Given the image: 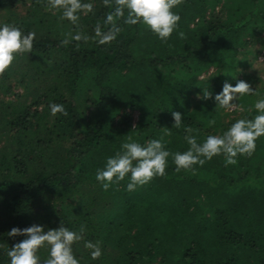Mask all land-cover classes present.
Masks as SVG:
<instances>
[{
  "label": "trees",
  "instance_id": "trees-1",
  "mask_svg": "<svg viewBox=\"0 0 264 264\" xmlns=\"http://www.w3.org/2000/svg\"><path fill=\"white\" fill-rule=\"evenodd\" d=\"M84 2L92 11L73 25L48 0H0V23L34 33L32 50L0 72V264L23 238L7 231L33 223L77 232L83 225L73 243L80 264H264V136L235 164L218 155L176 171L170 155L164 176L131 191L127 177L108 189L95 179L129 136L159 138L174 153L189 147L185 126L198 143L221 134L234 120L211 97L200 98L202 88L214 96L225 81L244 80L254 91L237 103L255 114L254 101L264 98V0H180L166 42L115 18L120 31L105 45L95 43L94 27L111 28L104 23L111 6ZM77 31L89 38L61 43ZM88 69L96 93L87 94L81 115L76 95ZM50 103L64 111L51 115ZM131 111L138 112L133 126ZM172 111L182 114L180 128L172 127ZM73 196L87 199L75 216L64 207ZM86 240L99 244L96 260ZM37 254L44 259L47 249Z\"/></svg>",
  "mask_w": 264,
  "mask_h": 264
},
{
  "label": "clouds",
  "instance_id": "clouds-1",
  "mask_svg": "<svg viewBox=\"0 0 264 264\" xmlns=\"http://www.w3.org/2000/svg\"><path fill=\"white\" fill-rule=\"evenodd\" d=\"M104 3L111 6V11L104 17V23L110 24L111 28L104 30L99 24L94 27L95 43L99 45L108 44L116 38L120 28L114 23L115 18L122 17L128 25H143L161 42L167 41L180 20L179 13L173 11L180 0H104ZM48 5L51 9L59 10L60 19L73 25H76L81 12L92 11V4L84 0H48ZM33 38L32 32L25 33L17 26L0 23V72L10 66L16 54L32 50ZM88 38L77 31L66 34L61 43L68 44ZM253 91L244 80H237L235 84L225 81L214 96L202 88L200 98L211 97L216 106L234 109L239 96ZM252 108L255 110L254 115L235 119L221 134L207 135L199 143L194 135L187 134L190 130L185 126L184 139L189 147L184 151L170 153L159 138L137 142L129 136L120 144L118 151L105 158L103 167L96 169L95 179L103 189H108L110 184L127 177L125 189L131 191L148 183L154 176H164L170 155L176 171L193 170L194 165H203L206 160L218 155L224 157L225 165L235 164L238 155L251 156L256 149L257 139L264 136V98L256 99ZM49 110L53 116L64 111L63 106L56 103H50ZM171 116L172 127L180 128L181 112L172 111ZM83 231V225L77 232L63 223L47 230H44L43 225L35 223L23 228L13 226L7 235L23 238L7 249L8 264H80V259L73 251V243L82 238ZM84 247L89 249L91 260L102 255L98 243L86 240ZM41 248L47 249V257L44 259L37 254Z\"/></svg>",
  "mask_w": 264,
  "mask_h": 264
},
{
  "label": "rangeland",
  "instance_id": "rangeland-1",
  "mask_svg": "<svg viewBox=\"0 0 264 264\" xmlns=\"http://www.w3.org/2000/svg\"><path fill=\"white\" fill-rule=\"evenodd\" d=\"M15 13L22 15L25 13V9L20 7V6H17V12H15ZM263 38H264V33H263ZM258 60L262 61L264 63V47H263V50L261 51V54L258 55ZM213 72H214V68L211 67V68H209L208 72L204 76H208V74H212ZM199 77L201 78L202 76H199ZM18 91H21V89H18ZM89 93L92 95L94 93H96V87H95L93 79H92V70H90V69H88L84 72L83 77L79 82L78 91H77V95H76L77 105H78V109L81 112V115H84L85 111L88 109L85 106V102H86V96ZM223 110H224V112L228 113L227 119H231V120L243 118L250 112L249 108H243L238 103L236 104V107L234 109H225L224 108ZM131 114H132V126H133L136 119H137L138 112L137 111H131ZM86 200H87L86 197H84V198H82L80 196L70 197L64 203V207H65L66 212H68L72 216L77 215L80 212L81 207L84 205Z\"/></svg>",
  "mask_w": 264,
  "mask_h": 264
}]
</instances>
